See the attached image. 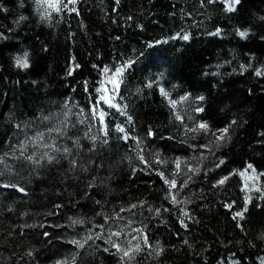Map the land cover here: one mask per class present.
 I'll return each mask as SVG.
<instances>
[{
	"label": "trees",
	"instance_id": "obj_1",
	"mask_svg": "<svg viewBox=\"0 0 264 264\" xmlns=\"http://www.w3.org/2000/svg\"><path fill=\"white\" fill-rule=\"evenodd\" d=\"M69 7L79 11L65 9L53 13L48 21L41 18L35 0H0V31L8 37L0 38V155L9 153L5 159L16 169L0 180L26 189L20 192L0 184V264H54L65 257L71 264L77 253V259L87 264H117L120 256L114 248L105 251L101 247L111 248L103 238L89 240L84 248L72 244L71 238H85L88 229L99 232L100 224L106 229L109 225L120 228L129 220L133 221L129 229L146 226L152 245L148 248L138 236L133 243L139 242L142 249L130 264H232L237 258L239 264H260L257 257L264 256V207L255 205L264 204V194L243 188L245 181L239 171L250 162L257 172H264V76L255 72L264 64V0H241L234 12L225 11L223 0H204L203 4L200 0H120L119 4L116 0H77ZM217 26L222 34H207ZM244 28L251 29L248 37L239 35L238 29ZM180 29H191L193 38L145 47L146 41ZM25 49L32 63L28 69L17 68L13 57ZM142 51L148 54L135 65L127 87L122 86L135 121L127 127L142 138L149 126L156 131L143 145L145 156L153 168H160L170 178L175 175L178 184L172 191L181 193L179 204L165 198L168 185L157 172L143 170L147 166L133 151L134 141L130 148L122 140H110L107 145L98 140L93 149V142L84 135L87 122L75 123L79 119L76 113L88 107L82 81L97 79L94 65L112 63L114 57L135 59ZM74 64L79 67L73 68ZM242 64L251 67L241 68ZM160 67L169 70V86L179 81L174 96L183 91H191L193 97L203 93L204 101L190 98L189 103L193 107L202 103L205 111L182 112L185 120L181 122L155 86L136 94V86H142L145 76ZM66 98H70L69 105L64 104ZM69 108L75 127L69 126L58 147L71 148L70 154L39 148L37 159L45 151L59 157L51 162L45 157L39 166L19 157L22 149L16 146L25 136L29 137L27 155L33 150L30 138L45 128L59 126L57 121ZM46 116L51 119H43ZM233 118L232 138L218 148L213 134L193 130L200 119L219 128ZM183 123L189 125L188 130ZM98 127L93 122L89 135L96 134ZM58 135L51 133L52 137ZM111 135L115 138L117 134ZM48 136L45 133L46 140ZM72 137H79L82 147H77ZM209 141L213 142L211 148L200 147ZM12 149L16 156L11 155ZM157 149L166 164L154 159ZM177 157L181 158L179 170ZM221 157L226 159L217 168ZM72 159L78 164L71 165ZM187 163L199 164L200 171L192 172ZM3 167L0 162V169ZM37 171L40 175H35ZM229 172L233 174L225 184L213 185ZM252 174L248 169L246 175ZM187 175L192 179L181 188ZM257 183L264 186V175ZM245 195L252 196L247 220L240 221L245 223L246 233L237 227L233 210L224 206L225 201L235 200L233 208L239 211L246 203ZM141 200L146 203H137ZM132 203L137 207L121 212L124 219L115 222L113 211ZM156 207H161L159 216ZM102 209L111 220L98 215ZM76 217H83L85 223L72 225L70 218ZM181 218L188 228L180 223ZM129 229L113 241L126 245V237L136 235ZM45 231L50 235H43ZM157 247L163 250L157 253Z\"/></svg>",
	"mask_w": 264,
	"mask_h": 264
},
{
	"label": "snow or ice",
	"instance_id": "obj_2",
	"mask_svg": "<svg viewBox=\"0 0 264 264\" xmlns=\"http://www.w3.org/2000/svg\"><path fill=\"white\" fill-rule=\"evenodd\" d=\"M120 0H116V3L119 4ZM77 3V0H67V3L65 0H35L36 9L40 12L41 18L51 21L52 14L62 13L65 9H67L68 12L73 11H79L78 8L75 7H69V5H75ZM200 3L203 4L204 0H200ZM241 0H223V4L225 7V11L228 12H234L237 10V6L240 5ZM187 15L191 16L192 13H187ZM20 19H23L21 17ZM131 19V17H129ZM264 19V17H262ZM19 21H17L18 23ZM195 24L196 21H193ZM139 27L143 28V25H139ZM251 29L250 28H244V29H238L239 35L241 37H248ZM223 33V30L221 27L217 26L211 33H207L208 35H220ZM0 38L2 39H8L5 32L0 31ZM193 38V32L191 29H180L178 31H175L169 36H161L159 39H152L145 42L146 48H151L154 45H161L166 44L169 41L172 40H182V41H190ZM261 39H264V37H261ZM47 45H45V48ZM148 53L147 52H140L139 55L133 59L131 57H126L122 59H116L113 58V62L109 64H103L98 63L95 64L94 67L97 69V79L94 81H90L89 79H85L82 81L84 86V91L87 93V99H88V107L84 108L81 107L80 111L76 113V116L79 118L75 123L79 124H85L87 122V128L88 130L84 133V135L92 141V148H96L97 144L96 142L99 140L103 144L107 145L110 140L115 142L116 140H122L125 142H128V147L133 148V141L135 142V147L133 148V151L136 152L138 158L140 161L143 162V165H146V168H143L144 171H154L157 172L158 175L162 178L163 183L168 185V191H165L164 196L166 199H170L173 204H179L180 200L177 199L178 196H181L180 192H173L172 189H175L177 187L178 181L174 174L171 175V178L165 174V171L161 170L160 168H153L152 164L150 163L149 159L146 158L145 152H144V143L148 136H156V131L152 128V126L148 127L147 133L145 137H140L139 135L135 134V132L127 127V125H134L135 121L133 116L128 111V102L124 98V95L122 93V86L124 88L127 87L128 84V78L132 74L133 69L135 68V65L140 62ZM255 55L254 53L252 54ZM73 60H75V57H73ZM14 66L21 69H28L32 63L30 59V52L29 50L25 49L21 52H17L14 57ZM227 63V61H226ZM73 68L79 67V65L74 64L72 66ZM251 67V65L242 64L241 68H248ZM264 64H261L260 67L255 68V72L257 75L264 76ZM168 76H169V70L165 69L163 67H160L159 71L156 72H149L145 78L143 85H137L135 88L136 94H142L144 88L152 89L154 86L158 91L160 92L161 96L164 97V99L167 100V103L171 106V109L174 112V115L176 119L183 122L185 120V116L182 114V112H187L189 110L195 111V112H204L205 108L202 103H197L195 107H193L189 100L190 98L194 99L196 102H202L205 100V96L203 93L197 94L193 97V93L191 91H183L182 93L174 96V91L179 85V81L171 84V86L168 85ZM252 90L249 89V92ZM70 98H66L64 100L65 105H69ZM182 106V107H181ZM114 110V111H113ZM88 112V115L85 116L84 113ZM70 116V108L66 110L63 113V118L59 119L57 121V124L59 126L53 127V128H45L43 132H36L30 139L31 144L33 146V150L31 153L25 155V153L28 152L27 144L29 142V137H26L24 141H20L16 148L22 149V151L19 152V157L24 158L27 161H30L34 163L35 165L39 166L41 165V161L47 159V161L51 162L55 159H58V156L51 155L47 151L44 152L42 156H40L39 159H37V153L39 151V148H45V149H55L58 153H64L65 155H68L71 153L72 149L63 146L58 147V142L60 144L63 143V141L60 139L61 136H67L68 135V128L69 126L75 127V123L69 119ZM120 117H126V120H121ZM43 119H51V116L43 117ZM188 119H192L191 116L188 117ZM93 122L98 124V130L96 134L89 135V133L92 132L93 128ZM236 123L235 118H233L229 124L219 127V128H213V126L209 123L207 120L200 119L196 122V125L194 126L193 130L196 131H206L210 134L214 135L215 139V145L216 147H221L223 144L227 143L231 140L232 134H231V126ZM183 127L188 130L189 125L187 123H183ZM57 133L59 134L56 137H52L51 133ZM112 132H115L117 135L115 138L111 135ZM45 133H48V140H46ZM167 135H171V133H168ZM72 139L75 140V144L77 147H82L80 144V138L79 137H72ZM48 141H51L49 143ZM213 145L212 141H209L207 144L200 145L202 148H211ZM192 147H196V145H192ZM91 150V149H90ZM151 152V149H149ZM9 155V153H4L0 155V162H3L4 167L0 169V176H4L7 172H15V168L9 167V162L6 161L5 157ZM11 155L16 156L17 152L16 149L11 150ZM154 159L159 164H166L167 161L165 159H162L159 154V149L156 150V152L153 154ZM205 153H200V156L203 157ZM18 157V158H19ZM131 157H129L130 159ZM180 159L179 157L175 158L176 163V170L180 169ZM187 162V158H184ZM225 157H221L219 160V163L215 165V167H219L220 164L224 163ZM71 165L75 166L78 164V161L76 159H72L70 161ZM141 165H137V168H140ZM187 168L192 170V172H198L200 171V165L199 164H192L187 163ZM248 169L253 170L252 175H246ZM75 169L73 168V171ZM204 171H207V169H204ZM175 170H173V173ZM133 173L135 174V170H133ZM233 173L229 172L226 175H222L219 177V179H216L213 181V185H223L228 180L229 176H231ZM35 175H40V173L37 171ZM239 175L241 177H244V184L242 185L243 188L247 189L249 192L252 191V189H256L257 192L264 194V186L262 184L257 183V181L260 179L261 175H264V172H257L255 169V165L249 162L247 165V168L240 170ZM192 179L191 175H187L186 178L183 180L182 183H180V187L183 188L185 185H187ZM249 181L251 184H249ZM0 184H5V186L8 187H15L19 189L20 192H25L26 189L22 187L20 184L15 185H9L6 181L0 180ZM91 187V185H89ZM87 195V193H86ZM182 199L188 200L187 196H183ZM246 203L243 205V207L240 208L239 211H236L233 206L236 204V201L233 200L231 202L225 201L224 206L228 209L233 210V219L237 222V227L241 229V231L247 232V229L245 228V223H241L240 221L247 220L246 213L248 212V204L252 203V196L251 195H245L244 197ZM261 200H264V195L261 196ZM190 202V201H189ZM99 203V201H97ZM139 204H145L146 202L141 200L138 201ZM137 203H132L130 205H127L126 207H121L119 212L113 211V215L117 218L115 222H118L120 219H124L120 217L121 212H125L126 210H130L132 208L137 207ZM256 207H264V204H256ZM57 208L61 207L60 205L56 206ZM149 209H152L151 205H148ZM162 207H164L162 205ZM170 210V209H165ZM154 212L157 216L161 213V207H156L154 209ZM103 214V218L105 221L111 220L112 216H109L104 209L101 210V213ZM184 215H188V209H184ZM72 221V225H83L85 223V219L83 217H76V218H70ZM189 219L191 217L189 216ZM133 221L129 220L127 224L122 225V227H112L109 225L106 229L105 224H100L98 227L100 228L99 232H94L92 229L87 230V234L85 238H82L80 240L76 239L75 237L71 238V243L74 245H77L78 248H84L85 245L88 243L89 240L92 239H101L108 244L111 245V248L105 247V245H101V247H104L105 251H110L112 248L116 250V253L120 256V260L117 262V264H130V261L134 258L135 254L139 252L142 249V245L139 242L133 243V241L137 240V237L139 236L145 245L148 246V248H152L151 243L149 242V237L147 232L144 230L146 226H141L138 230L136 229H129V225L132 224ZM180 223L185 227L188 228V224L185 222L183 218L180 219ZM125 229H129V231L135 232L136 235L131 236L130 238H127V244H122L119 241H113V237H120ZM43 235L49 236L50 234L48 232H44ZM261 238L264 239V234L261 235ZM185 243H188L187 240H185ZM157 245L160 244L159 241L156 242ZM163 249L161 247L156 248V252L159 253ZM79 256V253H77L75 256L71 257V264H87L86 261H79L77 257ZM68 257H65L60 260H56L54 264H67ZM257 259L260 261V264H264V256L257 257ZM232 264H239V258L232 261Z\"/></svg>",
	"mask_w": 264,
	"mask_h": 264
},
{
	"label": "rangeland",
	"instance_id": "obj_3",
	"mask_svg": "<svg viewBox=\"0 0 264 264\" xmlns=\"http://www.w3.org/2000/svg\"><path fill=\"white\" fill-rule=\"evenodd\" d=\"M31 135V134H30ZM27 136H25V138H26Z\"/></svg>",
	"mask_w": 264,
	"mask_h": 264
}]
</instances>
